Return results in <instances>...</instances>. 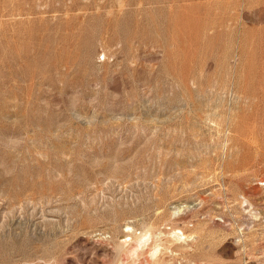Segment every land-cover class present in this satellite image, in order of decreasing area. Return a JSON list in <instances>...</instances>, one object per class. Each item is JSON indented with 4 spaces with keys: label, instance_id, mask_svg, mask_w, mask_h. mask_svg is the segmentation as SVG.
Masks as SVG:
<instances>
[{
    "label": "rangeland",
    "instance_id": "1",
    "mask_svg": "<svg viewBox=\"0 0 264 264\" xmlns=\"http://www.w3.org/2000/svg\"><path fill=\"white\" fill-rule=\"evenodd\" d=\"M135 263L264 264V0H0V264Z\"/></svg>",
    "mask_w": 264,
    "mask_h": 264
},
{
    "label": "bare ground",
    "instance_id": "2",
    "mask_svg": "<svg viewBox=\"0 0 264 264\" xmlns=\"http://www.w3.org/2000/svg\"><path fill=\"white\" fill-rule=\"evenodd\" d=\"M182 207H184V206H182ZM187 207V206H186ZM143 224H144V222H142ZM142 224V225H143ZM152 226V225H151ZM149 227V226H148ZM176 229V228H175ZM160 230V229H159ZM164 231V230H163ZM166 231V230H165ZM171 232H172V229L170 230ZM141 232V231H140ZM135 233V232H134ZM161 233H164V232H161ZM160 232H159V234H161ZM128 235V234H127ZM137 235V234H136ZM158 235V234H157ZM166 235V234H165ZM173 236L175 237V239H176V241L178 240V241H181V243H182V241L184 242V241H186V240H189V239H191V237H188L187 235H184V233L183 232H176V231H174L173 232ZM172 237V236H171ZM174 237L172 238V239H174ZM126 238V237H125ZM157 238V237H156ZM193 238V237H192ZM150 239H151V233H150V231H149V228H147L146 230H145V232H143L142 231V234L141 235H139L138 237H137V239L136 240H134L135 241V244H136V246L135 247H133V249H132V253H133V255H135V254H137L142 248H144L145 247V245H148L149 244V241H150ZM158 239V238H157ZM156 239V240H157ZM168 239V238H167ZM174 239V240H175ZM125 241H126V239H124ZM133 240V239H132ZM169 240V239H168ZM152 241V240H151ZM165 241H167L166 239H165ZM177 241V243H179ZM158 242H160V241H158ZM172 242V241H171ZM175 242V241H174ZM188 242V241H187ZM134 243V242H133ZM132 243V244H133ZM180 243V244H181ZM186 243V242H185ZM163 244V243H162ZM173 244V243H172ZM175 244H176V242H175ZM130 245V244H129ZM128 246V245H127ZM167 246V245H166ZM129 247V246H128ZM172 247H173V245H172ZM121 248V247H120ZM129 248H131V247H129ZM161 248V247H160ZM159 247H154V250L153 251H151V258H152V256H154V255H157V252H158V250L160 249ZM130 255V254H129ZM132 255V254H131ZM137 257V256H136ZM135 264H137V263H135ZM147 264H149V263H147Z\"/></svg>",
    "mask_w": 264,
    "mask_h": 264
}]
</instances>
